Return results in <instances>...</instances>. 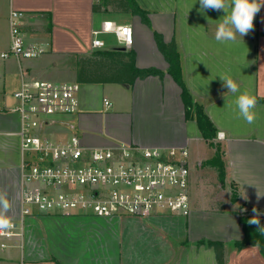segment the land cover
<instances>
[{
  "label": "crops",
  "instance_id": "1",
  "mask_svg": "<svg viewBox=\"0 0 264 264\" xmlns=\"http://www.w3.org/2000/svg\"><path fill=\"white\" fill-rule=\"evenodd\" d=\"M96 1L0 0V19L7 25L2 51L9 48L10 10L23 13L20 29L25 41L44 48L31 58L8 56L3 67L4 84L12 81L14 91L21 80L76 81L80 57L93 49L121 45L112 31L99 30L101 23L129 25L132 41L125 50L134 51L137 67L154 66L163 72L162 78L148 75L130 84L78 82V110L47 118L41 134L53 141L64 140L71 134L68 124H72L84 146L129 142L146 147L184 146L188 150L190 144L205 141L196 121L185 115L179 86L168 74L167 62L155 44L153 32L157 31L165 41L173 39L176 44L189 101L202 107L215 135L223 133L222 139H214L221 149L224 183L236 189L237 200L221 211L194 205L191 188L199 185L191 173V209L186 216L21 217L20 121L10 111L15 105L11 92L7 94L11 98L1 94L0 194L10 203L6 219L18 223L20 234L0 236V244H5L0 247V264H216L207 240L224 243L223 264H264L256 245L237 249L232 244L243 235L237 205L264 213V6L249 34L243 38L237 34L235 41L221 43L216 41L215 31L225 13L201 12L199 0H135L147 12L148 24L110 7L93 11ZM95 29L99 30L95 37L103 42L100 48L91 47ZM221 77L231 78L240 92L228 91ZM245 91L256 100L251 124L235 105L236 97ZM207 155L196 156L190 163L195 165Z\"/></svg>",
  "mask_w": 264,
  "mask_h": 264
},
{
  "label": "built area",
  "instance_id": "2",
  "mask_svg": "<svg viewBox=\"0 0 264 264\" xmlns=\"http://www.w3.org/2000/svg\"><path fill=\"white\" fill-rule=\"evenodd\" d=\"M21 11L8 15L9 48L1 58H31L44 48L27 43L20 29ZM101 31H112L121 45L129 47L132 32L129 25L101 23ZM92 30V48L103 42ZM76 81L25 82L12 92L15 105L10 111L18 115L17 135L22 151L21 217L32 214L62 215H134L178 214L186 216L191 209L190 183L192 164L187 149L179 147H146L116 142L107 147H89L68 124L71 134L53 141L41 134V128L53 116L73 114L78 110ZM104 103L108 101L104 98ZM216 140L223 138L217 132ZM21 222V221H20ZM0 236L20 234L19 225L8 221ZM5 244L1 243L0 247Z\"/></svg>",
  "mask_w": 264,
  "mask_h": 264
},
{
  "label": "trees",
  "instance_id": "3",
  "mask_svg": "<svg viewBox=\"0 0 264 264\" xmlns=\"http://www.w3.org/2000/svg\"><path fill=\"white\" fill-rule=\"evenodd\" d=\"M114 11L128 12L139 17L140 21L148 24L147 12L140 8L135 0H97L92 4L93 11H106L108 8ZM153 38L155 44L167 62V72L174 82L179 86L180 97L185 107V115L193 118L199 128L202 139L206 143H212L210 139L215 136V129L207 118L200 105L195 104L192 110L189 105V95L183 84L179 56L174 40L165 41L161 33L154 31ZM135 53L133 50H120L117 48L93 49L88 55L78 59L76 71V81L79 83H105L122 82L133 83L135 79H142L148 75H157L162 78L163 72L154 67H137L135 65ZM193 112V113H192ZM217 164L218 179L223 182V162L220 156L215 158ZM236 191V190H235ZM238 197L235 192L233 201ZM252 209L246 215L239 213L238 221L241 225L243 235L239 239L233 240L235 248L240 249L246 245H256L264 256V229L250 225L248 221L254 216ZM260 224L264 226V216H260ZM206 244L213 249L216 264H223L224 243L221 240H207Z\"/></svg>",
  "mask_w": 264,
  "mask_h": 264
},
{
  "label": "clouds",
  "instance_id": "4",
  "mask_svg": "<svg viewBox=\"0 0 264 264\" xmlns=\"http://www.w3.org/2000/svg\"><path fill=\"white\" fill-rule=\"evenodd\" d=\"M199 4L201 12L222 10L225 13L223 19L219 20L215 31V39L221 43L235 41L237 34L242 38L249 34L254 29L255 16L260 12L261 7L264 6V2H260V0H199ZM221 79L228 91L234 94L240 92L238 84L231 78L221 77ZM255 104V98L246 91L240 93L235 100L240 116L249 124L253 123L255 119L253 113ZM9 209L10 203L6 195L0 194V228L9 226L6 219ZM252 211L255 215L248 223L264 229L259 219L264 213H261L255 207Z\"/></svg>",
  "mask_w": 264,
  "mask_h": 264
},
{
  "label": "rangeland",
  "instance_id": "5",
  "mask_svg": "<svg viewBox=\"0 0 264 264\" xmlns=\"http://www.w3.org/2000/svg\"><path fill=\"white\" fill-rule=\"evenodd\" d=\"M6 22L2 19H0V53L2 52L5 43H6ZM12 58V57H9ZM7 60L6 58L0 57V95L5 94V96L11 98V94L13 90L11 89L10 85L12 84V81H9L8 84H4V70L3 67H5V62ZM54 82H59L57 80H51ZM80 85V84H79ZM12 86V85H11ZM7 95L8 93H10ZM196 103L193 101H189V105H191L192 110ZM193 113V112H192ZM60 116V115H59ZM212 143H205L199 141L198 145L195 143L190 144L188 146L187 150V158L189 162L192 161L194 157H201L202 154H206L208 152V155L201 159L198 163L195 165H192L191 167V173L195 174L196 182L199 185V188H191V201L194 203V205L197 206H207L208 209H215V211H221L225 205H230L229 202H234L232 199V196L237 191L233 188V186L226 187L224 181L220 182L218 179V172H217V164L215 161L216 156H220V147L217 144L216 140L210 139ZM201 147V148H200ZM222 156V154H221ZM193 169V171H192ZM197 169V171H195ZM195 171V172H194ZM194 185V184H193ZM235 201L237 200L234 199ZM237 210H235L241 215H246L250 212V209L245 204L237 205ZM253 213V211H252ZM79 215V214H74ZM96 216V215H92ZM261 216H264L262 214Z\"/></svg>",
  "mask_w": 264,
  "mask_h": 264
},
{
  "label": "water",
  "instance_id": "6",
  "mask_svg": "<svg viewBox=\"0 0 264 264\" xmlns=\"http://www.w3.org/2000/svg\"><path fill=\"white\" fill-rule=\"evenodd\" d=\"M114 48L120 49V50H125L126 47L123 45L115 46Z\"/></svg>",
  "mask_w": 264,
  "mask_h": 264
}]
</instances>
